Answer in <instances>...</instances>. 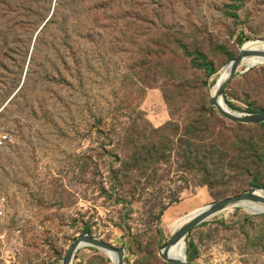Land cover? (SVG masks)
I'll return each mask as SVG.
<instances>
[{"label":"rangeland","instance_id":"374dc122","mask_svg":"<svg viewBox=\"0 0 264 264\" xmlns=\"http://www.w3.org/2000/svg\"><path fill=\"white\" fill-rule=\"evenodd\" d=\"M256 40L264 0H0V264H61L85 233L169 264L173 221L264 187V124L209 104ZM223 103L264 112V64ZM184 243L188 264H264V213H217ZM72 264L112 262L83 246Z\"/></svg>","mask_w":264,"mask_h":264},{"label":"water","instance_id":"95a60500","mask_svg":"<svg viewBox=\"0 0 264 264\" xmlns=\"http://www.w3.org/2000/svg\"><path fill=\"white\" fill-rule=\"evenodd\" d=\"M45 25V24H44ZM42 26V28L44 27ZM41 28V29H42ZM247 57H258L263 59L264 62V52L259 50H246L242 47L239 55L231 61V69L228 77L222 83L220 88L217 90L214 96L210 99V106L213 107L217 113L228 120L231 123L242 124V125H260L264 124V112L253 115H236L230 111H228L223 105V94L228 86V84L235 78V75L238 71V68L241 66L242 61ZM251 201L255 203L264 204V187L256 186L252 187L246 191H243L238 194H234L231 196H227L218 201H215L209 205H206V208L200 212L197 216L193 217L191 220L186 222L183 226H181L177 231H175L170 238L167 240L165 245L161 248L162 253H160L163 260L168 262L169 264H188L185 261H181V259L172 258L169 256V250L171 246L179 241L180 239L185 240L186 235L196 227L198 223L209 218L214 213L222 210L229 204ZM93 246L100 250H106L116 253L117 263L116 264H125L124 263V249L117 248L112 244L105 242L98 237L93 236L92 234L85 233L74 238L62 259L61 264H72L75 252L81 248L82 246Z\"/></svg>","mask_w":264,"mask_h":264},{"label":"bare ground","instance_id":"6f19581e","mask_svg":"<svg viewBox=\"0 0 264 264\" xmlns=\"http://www.w3.org/2000/svg\"><path fill=\"white\" fill-rule=\"evenodd\" d=\"M246 50H259V51H263L264 52V40H256V41H250V42H246L243 44V46ZM264 64L263 59L258 58V57H247L242 61L241 66H244L246 68H252L255 66H259ZM231 69V63H229L226 67H224L217 80L216 83L212 89V94L213 96L215 95V93L217 92V90L220 88V86L222 85V83L226 80V78L229 75ZM224 107L230 111V109H228L225 104L223 103ZM232 112V111H230ZM234 113V112H232ZM236 115H239L238 113H234ZM236 207H240L246 211L249 212V214H260V213H264V204L262 203H255V202H251V201H244V202H238V203H232L227 205L226 207H224L222 210L214 213L213 215L220 213V212H229L231 210H233ZM206 208V206L202 207V208H198L195 209L193 211H191L190 213L184 215L183 217L173 221L171 223V231L174 233L175 231H177L181 226H183L186 222H188L189 220H191L193 217L197 216L200 212H202L204 209ZM212 215V216H213ZM172 233V234H173ZM171 234V235H172ZM185 240L180 239L179 241H177L176 243H174L170 250H169V256L172 258H176V259H181V261H185L186 262V256H185ZM87 246V245H85ZM83 247V246H82ZM106 256L107 258H109V260L112 262V264H116L117 263V256L116 253L111 252V251H106V250H101ZM160 253H162V250L160 251Z\"/></svg>","mask_w":264,"mask_h":264},{"label":"built area","instance_id":"2783aa9c","mask_svg":"<svg viewBox=\"0 0 264 264\" xmlns=\"http://www.w3.org/2000/svg\"><path fill=\"white\" fill-rule=\"evenodd\" d=\"M7 140H8L7 135L0 137V145H4L7 142ZM2 214H3V210L0 207V215H2Z\"/></svg>","mask_w":264,"mask_h":264}]
</instances>
